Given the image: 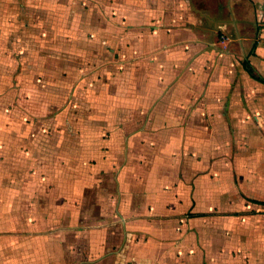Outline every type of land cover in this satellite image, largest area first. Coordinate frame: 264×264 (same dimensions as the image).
<instances>
[{
    "label": "crops",
    "instance_id": "obj_1",
    "mask_svg": "<svg viewBox=\"0 0 264 264\" xmlns=\"http://www.w3.org/2000/svg\"><path fill=\"white\" fill-rule=\"evenodd\" d=\"M95 3L0 0L4 89L21 63L90 59L91 10L99 54L106 27L121 46L112 83L73 82L90 114L63 159L0 119V264H264V0Z\"/></svg>",
    "mask_w": 264,
    "mask_h": 264
},
{
    "label": "rangeland",
    "instance_id": "obj_2",
    "mask_svg": "<svg viewBox=\"0 0 264 264\" xmlns=\"http://www.w3.org/2000/svg\"><path fill=\"white\" fill-rule=\"evenodd\" d=\"M68 1L69 4L72 2L75 10H80L83 7L89 10L90 8L93 9L96 7L95 1L98 0H85L84 4L83 0H58V3L59 5H66ZM77 1H80V3L76 5ZM62 14L63 11L61 10L58 14L62 22V24H60L62 27L58 30L60 36L66 33V21ZM89 22V26L83 29V31L81 30L80 34L84 33L85 37L92 40V43L94 42L90 47V59L80 62L79 60L73 61L72 59H68L69 57L67 58V56L63 57L62 55H58L57 57L48 56V58H52L53 61H39L38 64L34 61H27L25 64L21 63L22 66L20 67L18 75H14L13 73L15 71L10 70L9 87L5 89L0 87V119L6 117L11 121L16 120L19 122V119L26 121L28 130L27 136L30 138L33 137L32 139H34V137L40 138L38 141H42L40 144L42 147L44 146V151L46 150L47 143H49V139L52 140L58 136L57 139L61 140L58 142L60 149L57 154L59 156L67 151L68 147L69 150H72L73 143L76 147H82L81 137L84 135L86 128L83 126L84 129L82 130V125H79V122L74 123L72 119L79 121V118H82L84 113L87 114V116L90 114V112L86 113L88 112L89 105L85 103V98L81 94L79 83L73 85V82L77 79L81 80V76H84L86 69L94 73L95 77H99V70L103 66V71L100 74L98 82L95 83L96 81H93V84L95 87L100 85V80L102 84L104 80H107L110 84L113 81L112 77L121 69L118 61L121 54V46L117 47L114 43V30H110L109 27H106L107 45L106 48L103 47V49H100L101 53L99 54V43L97 41L105 34L104 31L100 30L103 21L100 20L97 11L91 10ZM112 28L114 29L113 23ZM55 29H52V31L57 33ZM47 32L49 31H43V37L46 41H49L51 37L50 34L46 36ZM18 39L20 38L18 37ZM45 39H43L44 42ZM40 48L43 51L50 49V46L43 44ZM104 48L106 49V53L103 51ZM45 59H47V56H45ZM105 63L106 65L104 67ZM112 66L116 72H110ZM122 68L124 69L125 67ZM105 71H108V73ZM73 76L77 78L75 80L69 79ZM95 77H93L94 80H96ZM90 85L92 84L90 83ZM36 118L39 120L34 122L33 120H37ZM70 120L71 125L68 126L64 121ZM15 128L19 131V127ZM74 134H76V136H73ZM34 145L35 143L33 141L31 144L30 142L27 143V148H30L28 153L32 152V154H35ZM39 149L40 148L37 150ZM40 150L39 153H41ZM75 151L78 150L75 148ZM43 155H45L43 159L49 156L48 153H43ZM63 157L60 156V160L63 159ZM3 159L4 158H0V161ZM6 162L14 165L15 162L18 163V158H11V160H6Z\"/></svg>",
    "mask_w": 264,
    "mask_h": 264
}]
</instances>
